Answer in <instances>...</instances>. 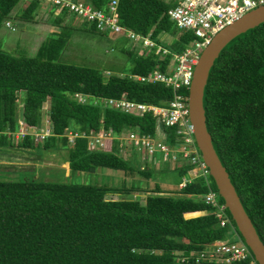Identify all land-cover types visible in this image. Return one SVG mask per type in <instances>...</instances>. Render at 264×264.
<instances>
[{
  "label": "trees",
  "instance_id": "1",
  "mask_svg": "<svg viewBox=\"0 0 264 264\" xmlns=\"http://www.w3.org/2000/svg\"><path fill=\"white\" fill-rule=\"evenodd\" d=\"M18 1L0 0V25L10 18ZM90 1L96 7L106 2ZM168 5L163 0H118L119 21L141 34L150 31L157 39L160 31L170 27ZM37 8V2L27 4L20 17H31ZM62 13L65 11L52 15L56 25ZM59 26L47 33L32 53L0 49V145L14 143L39 153L65 149L60 156L68 166L67 176L64 170L60 172L63 176L56 170L57 179L52 178L54 170L48 171L47 177L41 172L35 176L34 167L8 177L0 173V264H177L176 253L188 256L191 262L213 240L232 238L229 226L220 225L211 205L200 197L206 185L187 163L173 167L180 175L191 177L177 188L179 194L155 192L143 201L106 197L107 193L127 194L131 187L74 178L100 167L150 176L152 165L141 168L139 161H130L137 152L134 148L123 156L113 139L109 149H91L86 134L98 128L100 119L115 134L128 129L154 134L155 127L150 112L138 115L90 100L79 102L74 92L95 97L123 93L128 99L163 104L171 98L172 90L162 82L144 83L116 72L105 76L98 68L61 62L58 55L68 24ZM191 37L180 31L167 47L178 51ZM127 53V72L132 73H146L153 67L163 70L169 56L159 59L153 51ZM178 91L187 95L186 88ZM46 99L50 133L37 141L31 132L23 139L14 138L18 118L29 128L41 125V105ZM202 105L213 148L264 244V21L238 33L220 49L207 74ZM66 127L82 134L69 142L62 135ZM161 128L166 141L175 143V126ZM155 188L158 190L157 185ZM225 213L242 239L226 207Z\"/></svg>",
  "mask_w": 264,
  "mask_h": 264
},
{
  "label": "built area",
  "instance_id": "2",
  "mask_svg": "<svg viewBox=\"0 0 264 264\" xmlns=\"http://www.w3.org/2000/svg\"><path fill=\"white\" fill-rule=\"evenodd\" d=\"M19 1L22 2L23 7L31 2H37L38 7L48 3L51 7L56 8L57 13L64 10L65 13L91 21L98 30H110L116 34H122L131 41V47L137 54L153 51L159 59H163L165 55L169 54L163 70L153 67L146 73H119L126 74L140 82H162L170 86L172 96L163 104L128 99L123 93L118 97H95L80 92L73 93L74 98L79 102L90 100L102 107L106 106L138 115L150 112L155 118L154 134L140 132L137 129L123 130L121 133L115 134L110 126H104L100 119L98 128L86 134L87 145L91 149H109L113 139H116L118 150L123 156L128 154L129 148H134L140 153L139 166L141 168L146 165L153 167L158 160L172 161L176 165L187 163L194 174L202 177L206 189L200 194V197L205 203L211 205L212 212L219 220V224L229 226L232 238L213 240L211 244L196 253L194 261L191 262L188 260V256L176 253L177 264H205L211 261L223 263L244 261L245 264H258L249 247L238 236L234 224L230 222L225 213L224 203L219 201L217 190L211 185L208 168L201 159L194 140L193 127L188 117L187 95L178 90L181 87L188 88L193 65L211 37L249 9L263 4L264 0H163L169 3L166 9L167 17L175 23L181 32H189L192 36L178 51L170 50L158 39L152 38L150 31L141 34L120 23L117 9L118 0H106L103 7L94 6L90 0ZM3 23L6 27H12L9 18L4 19ZM43 115L41 125L33 128L24 125L18 118V126L13 132L14 138L23 139L27 132H31L33 140L37 141L49 134L51 125L47 110L43 111ZM162 126H175V143L170 144L166 141L167 134L161 128ZM81 134L80 131L68 127L64 128L62 132V135L72 143L74 138ZM190 179L191 177L182 178L178 186H183Z\"/></svg>",
  "mask_w": 264,
  "mask_h": 264
},
{
  "label": "rangeland",
  "instance_id": "3",
  "mask_svg": "<svg viewBox=\"0 0 264 264\" xmlns=\"http://www.w3.org/2000/svg\"><path fill=\"white\" fill-rule=\"evenodd\" d=\"M22 7L21 1L14 5L11 11L12 15L9 18L12 23L11 28L6 27L3 22L0 25V49L17 54L20 50L26 54L32 53L47 33L52 30H59L61 28L59 25L68 24V27L64 29L67 38L58 55L61 62L98 68L105 76V72H127L130 63V55L127 51L133 53L134 49L131 47V41L122 34H116L110 30H93L90 26L91 21L70 13H62L60 22L56 25L51 18L58 11H55L56 8L51 7L48 3L41 4L31 17L24 19L20 17ZM179 32V28L171 21L169 29L160 31L156 38L160 43L168 46L176 39ZM41 107L43 110H47V99L44 100ZM64 152L65 149L59 152L43 150L39 153L31 147H21L14 143L12 145H0V173L2 176L8 177L13 176L17 170H29L34 167L36 169L33 173L35 176L39 175L40 172L46 176L50 170H54L55 177H52L53 179H57L59 175L63 176V173H60L63 170L67 176V162L60 156ZM139 155V152L134 151L130 161L137 163L140 159ZM161 165H163V161L158 160L151 167L153 171L150 176H145L136 171L123 174L120 171L100 167L92 174L80 172L74 178L83 182L86 180L91 182L104 181L116 186H125L128 189L131 187L127 194L107 193L106 197L124 196L143 201L147 194L155 192L170 195L179 194L176 185L182 176L176 168H173L176 164L169 161L164 164V167ZM155 185H157L158 190H156Z\"/></svg>",
  "mask_w": 264,
  "mask_h": 264
},
{
  "label": "water",
  "instance_id": "4",
  "mask_svg": "<svg viewBox=\"0 0 264 264\" xmlns=\"http://www.w3.org/2000/svg\"><path fill=\"white\" fill-rule=\"evenodd\" d=\"M262 21H264V3L249 9L218 30L200 51L193 65L191 81L187 88L188 117L193 127V136L201 159L207 166L217 193L222 197L238 232L258 264H264V244L258 237L213 148L210 134L205 125L202 94L209 68L220 49L238 33Z\"/></svg>",
  "mask_w": 264,
  "mask_h": 264
},
{
  "label": "crops",
  "instance_id": "5",
  "mask_svg": "<svg viewBox=\"0 0 264 264\" xmlns=\"http://www.w3.org/2000/svg\"><path fill=\"white\" fill-rule=\"evenodd\" d=\"M166 162H169V161H163V165H161V166L164 167V166H165L164 164H165ZM181 176H182V178H186V174L181 175ZM182 178H181V179H182ZM181 179H179V180L177 181V185H176L177 188L179 187V186H178V183H179V181H181Z\"/></svg>",
  "mask_w": 264,
  "mask_h": 264
}]
</instances>
